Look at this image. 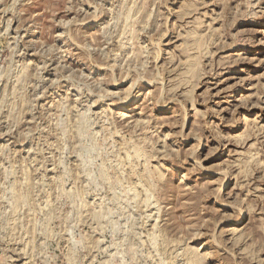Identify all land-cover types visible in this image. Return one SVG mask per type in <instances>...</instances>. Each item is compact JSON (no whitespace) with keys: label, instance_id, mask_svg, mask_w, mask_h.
Masks as SVG:
<instances>
[{"label":"rangeland","instance_id":"1","mask_svg":"<svg viewBox=\"0 0 264 264\" xmlns=\"http://www.w3.org/2000/svg\"><path fill=\"white\" fill-rule=\"evenodd\" d=\"M0 264H264V0H0Z\"/></svg>","mask_w":264,"mask_h":264},{"label":"bare ground","instance_id":"2","mask_svg":"<svg viewBox=\"0 0 264 264\" xmlns=\"http://www.w3.org/2000/svg\"><path fill=\"white\" fill-rule=\"evenodd\" d=\"M128 110H130V109H128Z\"/></svg>","mask_w":264,"mask_h":264}]
</instances>
